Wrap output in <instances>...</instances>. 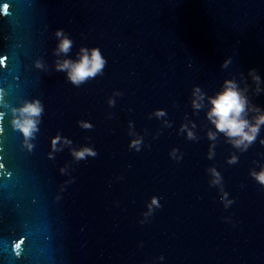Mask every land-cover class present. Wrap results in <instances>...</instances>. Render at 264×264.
<instances>
[{"label": "water", "instance_id": "95a60500", "mask_svg": "<svg viewBox=\"0 0 264 264\" xmlns=\"http://www.w3.org/2000/svg\"><path fill=\"white\" fill-rule=\"evenodd\" d=\"M58 29L73 40L59 59L97 47L102 76L74 87L53 71ZM37 59L46 72L33 67ZM0 61L3 102L44 106L30 153L9 117L0 120V264H264V191L249 176L264 165V126L242 153L219 136L208 160L209 105L195 115L190 107L194 86L213 96L250 69L264 89V0H0ZM247 83L264 110V92L253 96ZM156 110L171 127L148 119ZM187 121L197 141L178 134ZM129 122L143 137L139 152L128 148ZM57 134L97 156L73 162L61 144L49 160ZM173 148L179 162L169 158ZM209 167L234 201L227 209L208 185ZM153 196L161 207L141 224Z\"/></svg>", "mask_w": 264, "mask_h": 264}, {"label": "clouds", "instance_id": "9594fccd", "mask_svg": "<svg viewBox=\"0 0 264 264\" xmlns=\"http://www.w3.org/2000/svg\"><path fill=\"white\" fill-rule=\"evenodd\" d=\"M7 7V6H5ZM57 41L52 51V55L56 57L53 61V71L66 72V80L74 87H80L86 84L89 80L98 76H102L104 68L107 64L106 59L97 47L86 48L80 47L77 53V59H59L62 55H67L72 47L73 40L69 38L68 34L62 29L55 30L53 33ZM231 58L225 59L221 65V69L227 68L231 64ZM33 67L37 70L46 72L47 65L40 59H37ZM247 80L251 81V93L253 96L260 95L264 92L261 88V77L257 74L255 69H250L247 73V79L244 74H239V82L236 78L226 79L223 81L221 89L213 96H207L200 87L194 86L191 90L190 107L195 115L205 107V102L209 105L205 112V119L212 125V129L206 131V138L212 143L209 144L206 158L212 160L215 152L216 142L219 136H223L224 143L231 146L238 152H245L248 148L257 142L261 127L264 126V110L254 105L249 99V84ZM243 85V87H241ZM122 95L120 92H113L112 96L117 97ZM107 104L109 107L115 105L113 98H108ZM0 106L7 108V112H0V120H3L7 115L9 117L8 123L12 131L18 132L21 137V147L27 152H31L34 145L31 141L36 138V133L39 131V124L41 117L44 114V106L38 99L31 101H23L19 107H9L3 102V97L0 96ZM166 112L163 110H156L149 114L148 119L155 117L161 120L162 126L165 128L171 127V123L163 120ZM78 126L84 130H91L92 125L87 122L78 121ZM196 125L191 121L182 123L178 129V134L183 133L185 138L189 141H197L199 137L195 134L194 129ZM133 137L128 143L130 150L139 152L141 150L143 137L138 136L133 130L132 122L128 123V133ZM154 139L156 137H153ZM259 143L264 145V139H260ZM69 148L73 162L85 160L87 158H95L97 152L92 147H80L78 150L71 147L72 141L61 137L57 134L50 140V152L48 159H54V153L60 152L64 147ZM169 158L179 162L181 155H178V150L173 148L169 152ZM238 162L236 155L230 154L226 160L228 165H234ZM59 172L62 175L66 174V168H60ZM206 173L210 177L208 180L209 187H216L219 193L220 202L223 207L227 209L234 203L233 200L228 199V193L224 191L221 174L215 167L206 169ZM250 178L260 186L264 191V165L260 166L259 171L250 170ZM71 182V181H68ZM62 190V189H61ZM161 207L158 197H151L145 204L146 211L141 216L139 221L141 224L148 222L154 210ZM162 261L164 258L158 257Z\"/></svg>", "mask_w": 264, "mask_h": 264}, {"label": "snow or ice", "instance_id": "6c2138e0", "mask_svg": "<svg viewBox=\"0 0 264 264\" xmlns=\"http://www.w3.org/2000/svg\"><path fill=\"white\" fill-rule=\"evenodd\" d=\"M6 10V9H5ZM0 63H2V61H0Z\"/></svg>", "mask_w": 264, "mask_h": 264}]
</instances>
